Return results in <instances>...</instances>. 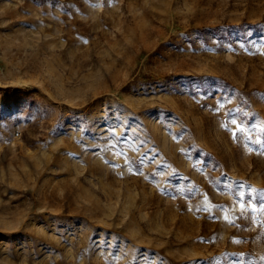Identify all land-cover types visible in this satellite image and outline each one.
<instances>
[{
    "label": "rangeland",
    "instance_id": "374dc122",
    "mask_svg": "<svg viewBox=\"0 0 264 264\" xmlns=\"http://www.w3.org/2000/svg\"><path fill=\"white\" fill-rule=\"evenodd\" d=\"M0 264H264V0H0Z\"/></svg>",
    "mask_w": 264,
    "mask_h": 264
},
{
    "label": "snow or ice",
    "instance_id": "6c2138e0",
    "mask_svg": "<svg viewBox=\"0 0 264 264\" xmlns=\"http://www.w3.org/2000/svg\"><path fill=\"white\" fill-rule=\"evenodd\" d=\"M235 123V121H233Z\"/></svg>",
    "mask_w": 264,
    "mask_h": 264
}]
</instances>
